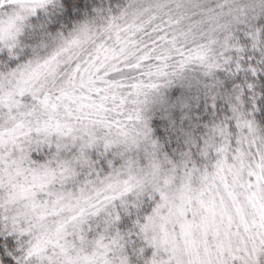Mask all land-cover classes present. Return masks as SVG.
Masks as SVG:
<instances>
[{"label": "snow or ice", "instance_id": "1", "mask_svg": "<svg viewBox=\"0 0 264 264\" xmlns=\"http://www.w3.org/2000/svg\"><path fill=\"white\" fill-rule=\"evenodd\" d=\"M0 264H264V0H0Z\"/></svg>", "mask_w": 264, "mask_h": 264}, {"label": "clouds", "instance_id": "2", "mask_svg": "<svg viewBox=\"0 0 264 264\" xmlns=\"http://www.w3.org/2000/svg\"><path fill=\"white\" fill-rule=\"evenodd\" d=\"M210 3H215L216 0H209ZM242 2H245V3H253V2H257V0H242ZM191 75L193 76V81H192V86L190 89H181L182 91L183 90H187V91H190L193 95H195L197 93V84H196V80H195V76H196V72L194 71L193 73H191ZM176 87H179V86H176ZM173 89H169V92H172Z\"/></svg>", "mask_w": 264, "mask_h": 264}]
</instances>
